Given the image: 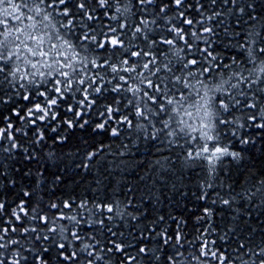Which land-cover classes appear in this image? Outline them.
<instances>
[{
	"label": "snow or ice",
	"instance_id": "1",
	"mask_svg": "<svg viewBox=\"0 0 264 264\" xmlns=\"http://www.w3.org/2000/svg\"><path fill=\"white\" fill-rule=\"evenodd\" d=\"M0 264H264V0H0Z\"/></svg>",
	"mask_w": 264,
	"mask_h": 264
}]
</instances>
